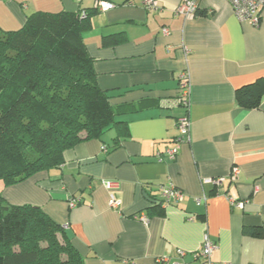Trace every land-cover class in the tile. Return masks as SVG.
I'll list each match as a JSON object with an SVG mask.
<instances>
[{
  "label": "crops",
  "instance_id": "0c3cea01",
  "mask_svg": "<svg viewBox=\"0 0 264 264\" xmlns=\"http://www.w3.org/2000/svg\"><path fill=\"white\" fill-rule=\"evenodd\" d=\"M181 1L158 0L161 9L153 12L142 0H0L4 31L36 11L113 3L89 16L82 35L97 85L122 93L113 104L150 99L119 117L127 135L116 139L111 128L66 150L59 167L0 185L7 203L38 206L62 225L82 264H171L177 249L185 264H199L205 234L215 244V264H264V92L257 108L235 99L236 89L264 77V14L253 25L238 20L227 0H199L197 12L185 17L174 14ZM182 116L190 121L189 138L174 158L159 159L174 145ZM234 166L239 174L231 181ZM218 176L219 187L202 183ZM106 181L116 183L117 208L108 204ZM160 185L180 189L183 199L162 203ZM204 194L207 201L197 204ZM227 195L243 200L242 208H232ZM72 198L80 199L74 207ZM162 256L169 260L157 262Z\"/></svg>",
  "mask_w": 264,
  "mask_h": 264
},
{
  "label": "trees",
  "instance_id": "16d2710c",
  "mask_svg": "<svg viewBox=\"0 0 264 264\" xmlns=\"http://www.w3.org/2000/svg\"><path fill=\"white\" fill-rule=\"evenodd\" d=\"M96 11H36L20 28L0 29L4 187L59 167L66 150L111 128L116 139L127 135L119 117L148 105L150 99L113 104L122 93L97 85L82 39ZM263 92L264 77L236 89L235 99L241 107L257 108ZM0 264H82V257L62 225L40 207L9 204L0 192Z\"/></svg>",
  "mask_w": 264,
  "mask_h": 264
},
{
  "label": "built area",
  "instance_id": "2783aa9c",
  "mask_svg": "<svg viewBox=\"0 0 264 264\" xmlns=\"http://www.w3.org/2000/svg\"><path fill=\"white\" fill-rule=\"evenodd\" d=\"M198 1L199 0H182L181 3L176 7L174 10V14H182L185 17H191L197 12L198 7ZM232 8L233 14L237 17L240 21H248L249 23L256 25L259 23V21L262 19V16L264 14V0H227ZM128 3H131L128 1ZM142 6L147 11H159L161 9V6L159 5L158 0H142ZM114 7V4L111 2H99L95 6L97 10H108L112 9ZM81 16L84 17L85 13H81ZM163 34H168L169 30L168 28L164 27L162 29ZM187 74L185 72H182L180 75L181 80V88L183 90V93L185 96L187 95ZM189 127H190V121L187 116H182L176 120V128L178 131V135L175 138L174 145L166 149L163 154H158L159 159L162 158V155L172 159L177 153V150L179 148V144L184 139L189 138ZM239 174L238 167L234 166L231 169V172L228 175V178L231 181H235L237 178V175ZM224 181V177L218 176V177H209L202 180L203 184H208L212 186L219 187ZM116 183L112 181H106L104 183L105 187L110 190V194L108 197V204L112 208L118 207V200L114 197L111 190L114 188ZM159 194L161 196V199L165 203H178L183 199V192L172 186H164L160 185L158 187ZM256 191V189H255ZM227 200L229 202V205L232 208H242L244 201L236 199L230 195H227ZM80 199L78 198H72L68 201L70 207H74ZM207 201V196L204 194L201 198L196 199V203L199 204L200 202L205 203ZM144 221H146L145 217H141ZM191 219V218H190ZM215 248V244L209 239V237L205 234L203 237L202 244L198 251H196L195 257L199 260V264H215L211 260V253L213 249ZM185 252L182 249L176 250L177 258L171 262V264H185L181 257H183ZM169 260L168 257L162 256L156 259L157 262H167ZM218 264H230V263H218Z\"/></svg>",
  "mask_w": 264,
  "mask_h": 264
},
{
  "label": "rangeland",
  "instance_id": "374dc122",
  "mask_svg": "<svg viewBox=\"0 0 264 264\" xmlns=\"http://www.w3.org/2000/svg\"><path fill=\"white\" fill-rule=\"evenodd\" d=\"M0 185H1V182H0Z\"/></svg>",
  "mask_w": 264,
  "mask_h": 264
}]
</instances>
